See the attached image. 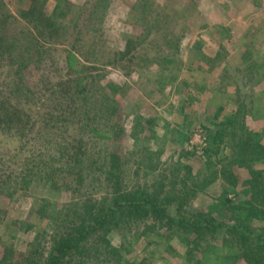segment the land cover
Wrapping results in <instances>:
<instances>
[{
	"label": "rangeland",
	"instance_id": "374dc122",
	"mask_svg": "<svg viewBox=\"0 0 264 264\" xmlns=\"http://www.w3.org/2000/svg\"><path fill=\"white\" fill-rule=\"evenodd\" d=\"M3 1L16 15L27 8L21 0ZM55 4L49 1V15ZM89 5L86 43L43 44L22 74L21 83L31 88L42 70L48 72L46 60H54L48 73L57 84L85 88L82 99L71 93L65 104L86 126L54 133L44 125L40 103L21 127L23 141L0 143V184L8 174L20 176L27 157L54 175L53 185L36 181L27 202L19 200L20 191L11 199L9 190L0 188V263L13 248L15 262L22 264L27 242L40 239L45 228L51 231L32 215L33 202L41 199L53 210L74 200L81 206L111 202L117 192L127 204L123 196L147 190L167 202L175 198L197 221L236 224L241 217L254 236L261 235L264 0H111L109 7L107 0H91ZM217 133L221 137L214 143ZM70 151L79 153L78 165ZM19 152L27 156L16 157ZM238 159L241 164H234ZM177 205H169L162 218L114 230L109 238L118 255L102 251L98 263L93 258L87 264H249L233 236L203 240L170 229ZM260 213L263 219L256 217ZM19 221L34 229L14 239ZM246 247L264 264V251L260 254L255 243Z\"/></svg>",
	"mask_w": 264,
	"mask_h": 264
},
{
	"label": "trees",
	"instance_id": "16d2710c",
	"mask_svg": "<svg viewBox=\"0 0 264 264\" xmlns=\"http://www.w3.org/2000/svg\"><path fill=\"white\" fill-rule=\"evenodd\" d=\"M21 1L27 3V8L19 10L16 15L3 0H0V143L8 145L18 139L23 141L21 127L24 121H31L32 107L40 103H42L40 114L45 117L44 125L54 133L70 131L73 125L86 126L84 118L82 116L79 118L65 104L69 94L74 93L77 99L81 98L85 88L77 90V87L74 90L71 86L66 90L61 84H57L55 78H52V73H48L55 68L54 60H46L48 72L42 70L31 88L23 86L21 81L23 72L28 68L27 60L32 56L39 57L43 44L59 46L74 42L76 46L86 43L89 33L84 30L91 0L79 5H74L69 0H53L56 4L52 15L47 12L50 0ZM110 2L111 0H107V7ZM73 53L72 50L68 52L69 59H75ZM87 101L85 97L86 104ZM225 123L229 122L226 121L222 125ZM220 137L221 135L217 133L213 142L217 143ZM64 143L70 145V142ZM72 149L73 146L70 147V150ZM69 153L72 162L75 161L73 164L78 165L79 153L73 151ZM24 156L27 154L19 152L16 157L22 159ZM30 157L35 159L33 156ZM23 163L25 170L20 176L8 174L7 181L1 180L0 184V188L9 190L8 197L11 199L20 191L23 194L19 198L20 201H26L25 197H31L28 192L36 181L53 185L51 182L52 176L54 177L53 174H48L49 167L43 168L29 157L24 158ZM233 163L241 164V161L238 159ZM68 188L66 186L67 190ZM114 193L116 195L111 202L103 200L100 204L88 202L81 206L79 201L74 200L56 208L52 206L53 210H50L51 203L47 199L33 202L32 215L36 213L37 219L46 221V225L52 226V229L49 231L45 228L40 239L35 237L27 242L22 264H87L93 258L98 263L102 251L109 253L108 256H117L120 251L112 246L109 238L114 230L124 229L130 221L139 222L150 217L162 218L172 203H177L178 209L176 215L168 220L167 226L172 227L170 229L177 228L186 235H198L203 240L215 234L233 236L241 243L239 251L244 253L249 264L262 263L263 257L248 252L246 246L255 243L261 254L264 251V230L261 235L254 236L249 223L243 221L241 217L235 218L236 224H230L226 219L215 218L197 221L183 213V206L175 198L167 202V199H159L158 195L143 190L123 196L127 201L125 204L121 196L117 195V192ZM256 217L263 219L261 213ZM17 223H20V226L13 225L14 231L11 234L14 239L19 233L34 229L28 221H19L15 224ZM229 242L231 241L225 238L224 244L227 245ZM0 264H19L15 262L13 248L6 250Z\"/></svg>",
	"mask_w": 264,
	"mask_h": 264
}]
</instances>
